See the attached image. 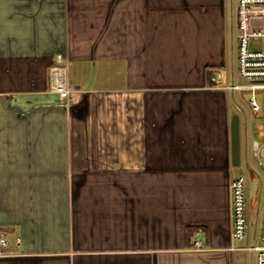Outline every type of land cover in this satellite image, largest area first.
I'll use <instances>...</instances> for the list:
<instances>
[{
  "label": "crops",
  "instance_id": "crops-1",
  "mask_svg": "<svg viewBox=\"0 0 264 264\" xmlns=\"http://www.w3.org/2000/svg\"><path fill=\"white\" fill-rule=\"evenodd\" d=\"M204 6L0 0V264H244Z\"/></svg>",
  "mask_w": 264,
  "mask_h": 264
},
{
  "label": "built area",
  "instance_id": "built-area-1",
  "mask_svg": "<svg viewBox=\"0 0 264 264\" xmlns=\"http://www.w3.org/2000/svg\"><path fill=\"white\" fill-rule=\"evenodd\" d=\"M241 32L237 41V71L238 76L246 82L245 85H238L232 80V84H224L223 76L220 72L212 77L215 88L228 91L249 93V105L252 113L259 120L257 127L258 135L264 138V106L260 105L256 99L257 94L264 96V44L262 47L252 48L253 39H264V0H236ZM57 62L60 64L50 70V89L59 95L61 99H66L74 92L75 88L69 84L66 78L67 67L61 65L64 63V56L58 54ZM238 107V106H237ZM238 109H240L238 107ZM253 151L258 157L259 165L262 167L264 175V143L254 142ZM260 198L264 194V177L260 178ZM231 199V249H245L252 255H256V264H264V211L259 230V245L256 244L258 230V220L255 221L253 243L248 247H237L236 242L244 241L250 235V221L247 210L246 198V180L242 176H235L230 184ZM259 211V208H258ZM257 211V215H258ZM257 219V218H256ZM20 242V241H18ZM0 246L6 247V238L0 236ZM201 247V242L195 244Z\"/></svg>",
  "mask_w": 264,
  "mask_h": 264
},
{
  "label": "rangeland",
  "instance_id": "rangeland-1",
  "mask_svg": "<svg viewBox=\"0 0 264 264\" xmlns=\"http://www.w3.org/2000/svg\"><path fill=\"white\" fill-rule=\"evenodd\" d=\"M204 2V15H194L196 20L206 24L205 34L208 33V41L212 45V51L208 54L210 61L214 58H220L224 65L220 69L214 70V74L220 72L224 79V84L245 85L238 76L237 71V41L241 32L239 27V9L236 0H233L232 9L230 7V0H202ZM224 10V11H223ZM264 44L263 38L253 39L251 41L252 48L262 47ZM251 94L235 92L232 98V108L241 117V144H242V160L239 166L233 168V175L229 181L230 184L235 176H242L246 180V198L247 210L250 221V235L244 241L236 242L237 247H248L253 243L255 221L258 220V230L256 236V244L259 243L258 235L260 225L262 222V214L264 211V194H262L259 203V211L257 215V203L260 195V178L264 177L262 167L259 165V159L256 157L252 145L254 142H259L260 145L264 143V138L258 135L257 127L259 120L252 113L249 105ZM256 99L260 105L264 106V96L257 94ZM236 103V104H235ZM240 109H237V107ZM236 107V108H234ZM242 110V111H241ZM246 118V124L244 122ZM254 201L255 203L253 204ZM257 218V219H256ZM199 232H202L199 229ZM201 240L205 241V237L201 236ZM245 252L244 264H256V255L251 256L247 250Z\"/></svg>",
  "mask_w": 264,
  "mask_h": 264
},
{
  "label": "water",
  "instance_id": "water-1",
  "mask_svg": "<svg viewBox=\"0 0 264 264\" xmlns=\"http://www.w3.org/2000/svg\"><path fill=\"white\" fill-rule=\"evenodd\" d=\"M232 4L233 0H230L231 9L233 7ZM244 122L246 124V118H244ZM230 147L232 164L235 167L239 166L242 160L241 117L239 113H236V111L233 114L230 122Z\"/></svg>",
  "mask_w": 264,
  "mask_h": 264
},
{
  "label": "trees",
  "instance_id": "trees-1",
  "mask_svg": "<svg viewBox=\"0 0 264 264\" xmlns=\"http://www.w3.org/2000/svg\"><path fill=\"white\" fill-rule=\"evenodd\" d=\"M213 74H214V71H210V70H207L206 72V79H207V86L209 87H214V83L212 82V77H213ZM190 230H189V234H190Z\"/></svg>",
  "mask_w": 264,
  "mask_h": 264
}]
</instances>
